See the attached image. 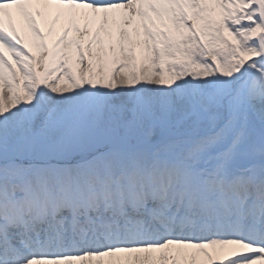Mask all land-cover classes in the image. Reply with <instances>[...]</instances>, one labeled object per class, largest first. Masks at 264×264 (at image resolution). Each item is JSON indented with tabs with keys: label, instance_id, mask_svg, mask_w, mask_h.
<instances>
[{
	"label": "snow or ice",
	"instance_id": "6c2138e0",
	"mask_svg": "<svg viewBox=\"0 0 264 264\" xmlns=\"http://www.w3.org/2000/svg\"><path fill=\"white\" fill-rule=\"evenodd\" d=\"M0 264H264V0H0Z\"/></svg>",
	"mask_w": 264,
	"mask_h": 264
}]
</instances>
